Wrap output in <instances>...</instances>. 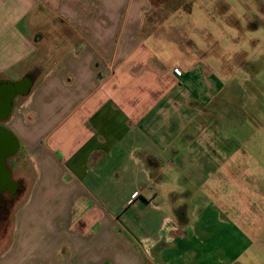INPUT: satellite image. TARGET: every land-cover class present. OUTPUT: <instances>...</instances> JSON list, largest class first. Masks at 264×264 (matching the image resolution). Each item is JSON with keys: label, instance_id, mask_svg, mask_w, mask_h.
I'll return each instance as SVG.
<instances>
[{"label": "crops", "instance_id": "0c3cea01", "mask_svg": "<svg viewBox=\"0 0 264 264\" xmlns=\"http://www.w3.org/2000/svg\"><path fill=\"white\" fill-rule=\"evenodd\" d=\"M97 2L0 0V80L11 71L32 80L4 123L32 179L0 264H247V255L264 264V220L247 232L206 185L233 155L211 148L202 119L226 87L207 63L220 46L179 26L189 8L151 11L166 18L159 33L149 0H126L119 14ZM22 214L59 225L49 244L59 253L18 232Z\"/></svg>", "mask_w": 264, "mask_h": 264}, {"label": "rangeland", "instance_id": "374dc122", "mask_svg": "<svg viewBox=\"0 0 264 264\" xmlns=\"http://www.w3.org/2000/svg\"><path fill=\"white\" fill-rule=\"evenodd\" d=\"M96 1L101 13L112 9L119 14L120 8L124 9L126 5V0H110L109 3L107 0ZM147 7V14L156 11L159 7L191 9L192 15L189 16L181 11L182 16L176 18L177 22L181 23L179 26L187 28L188 34L189 26L205 29L204 33L209 32L212 35L210 41L214 40L217 42L216 46H220L214 49L213 44L212 56L208 57L207 63L215 73L219 74L226 87L215 97L210 111L204 114L202 119L211 123V135L208 141L211 148L233 155L225 159L219 168L214 166L217 168V173L214 178L209 177L206 185L218 191L219 194L211 195V200L216 201L221 211L237 221L247 232L248 230L252 232V226L254 228L257 226L252 225L251 222L260 223L264 220V0H149ZM148 19L154 30L156 32L159 30L161 33L162 21L166 18L154 12ZM173 19V17L168 18V21ZM46 34L45 39L49 36L48 33ZM193 35V40L197 44L200 43L201 41L196 37L199 33ZM51 37V40H55L56 33L53 32ZM150 43L154 45L153 42ZM163 51L170 53L171 50ZM216 52H220L221 60L217 58ZM174 61L178 59L173 58ZM30 72L35 75L37 71L30 70ZM4 75L13 80L18 79H14L15 71L6 72ZM21 99L23 98L18 97L17 105ZM27 158L28 155L21 149L7 162L13 177L23 178L26 186L10 198V202L3 207L0 206V250L9 244L19 219L20 209L29 195L27 191L32 175ZM178 178L179 173L174 179L176 184L174 186L180 189L184 182L181 180L183 177ZM188 183L190 188L198 185V182L194 183L191 180ZM48 212L52 213L53 210ZM32 218L37 220L36 210H33ZM35 220L30 221L27 215L22 214L18 232L25 234L26 239H32L31 242L38 246L39 250L45 248V253L48 254L54 249L49 246L52 235L61 233L60 227L51 225L52 220L49 219H41L40 222ZM31 228L38 232L36 240L30 235ZM54 247L55 252L59 253V247ZM259 252L264 255V250L259 249ZM244 261L247 264H257V259L250 255L244 257ZM79 263L74 258L69 259L68 262V264Z\"/></svg>", "mask_w": 264, "mask_h": 264}, {"label": "water", "instance_id": "95a60500", "mask_svg": "<svg viewBox=\"0 0 264 264\" xmlns=\"http://www.w3.org/2000/svg\"><path fill=\"white\" fill-rule=\"evenodd\" d=\"M32 86L28 75L17 80H0V122H5L11 115L14 99L26 95ZM19 141L11 130L0 125V193H13L17 183L12 179V172L6 164V159L16 153Z\"/></svg>", "mask_w": 264, "mask_h": 264}, {"label": "flooded vegetation", "instance_id": "af4514ba", "mask_svg": "<svg viewBox=\"0 0 264 264\" xmlns=\"http://www.w3.org/2000/svg\"><path fill=\"white\" fill-rule=\"evenodd\" d=\"M6 122V121H5ZM5 122H0V125L5 126ZM7 128V127H6ZM9 129V128H8ZM19 150H20V147H18L16 153H14L13 155H11L10 157H8L6 159V164L7 166L10 168V166L8 165V160L15 157L18 153H19ZM14 181V180H13ZM16 182V180H15ZM21 189V185H20V182L17 181V189L13 192V193H9V192H3V193H0V206L3 207L5 204H7L8 202H10V198H12L16 193L19 192V190Z\"/></svg>", "mask_w": 264, "mask_h": 264}]
</instances>
